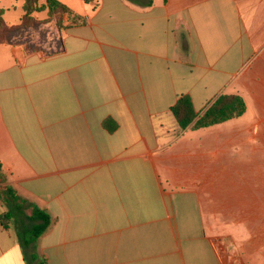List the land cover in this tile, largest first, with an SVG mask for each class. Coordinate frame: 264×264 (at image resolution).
<instances>
[{
  "label": "crops",
  "instance_id": "crops-1",
  "mask_svg": "<svg viewBox=\"0 0 264 264\" xmlns=\"http://www.w3.org/2000/svg\"><path fill=\"white\" fill-rule=\"evenodd\" d=\"M3 1L0 163L54 223L0 222V264H264V0ZM221 94L245 113L174 135Z\"/></svg>",
  "mask_w": 264,
  "mask_h": 264
},
{
  "label": "trees",
  "instance_id": "trees-1",
  "mask_svg": "<svg viewBox=\"0 0 264 264\" xmlns=\"http://www.w3.org/2000/svg\"><path fill=\"white\" fill-rule=\"evenodd\" d=\"M23 8L25 11L23 24H29L34 20L33 13L47 11L49 18H55L58 27H61L62 17L73 15V11L59 0H45L44 3L40 0H24ZM3 14L4 11L0 9V43L5 41L9 30ZM75 21L83 23L84 19L76 17ZM245 111L246 103L243 97L221 94L203 113L198 114L191 98L183 95L171 108L179 126L178 132L174 135L180 136L190 128H206L240 117ZM0 201L7 208L0 216L2 227L8 229L13 222L17 227L20 244L26 250L46 234L54 223V217L47 209L40 208L35 203L21 197L10 184H7L1 163ZM30 257L32 260L38 259L36 253H32ZM44 262L43 260L42 264H45Z\"/></svg>",
  "mask_w": 264,
  "mask_h": 264
},
{
  "label": "rangeland",
  "instance_id": "rangeland-1",
  "mask_svg": "<svg viewBox=\"0 0 264 264\" xmlns=\"http://www.w3.org/2000/svg\"><path fill=\"white\" fill-rule=\"evenodd\" d=\"M17 1H21V0H5L1 4L4 5V6H11V5L18 6ZM19 10L20 9L17 7V10L12 12L14 14V17L19 12ZM263 164H264V161L263 162L258 161V165L262 166ZM5 209L7 210L6 206H5ZM11 224H13V222Z\"/></svg>",
  "mask_w": 264,
  "mask_h": 264
}]
</instances>
